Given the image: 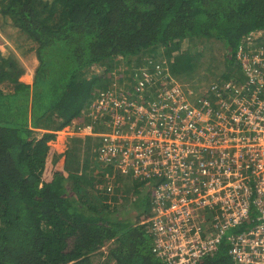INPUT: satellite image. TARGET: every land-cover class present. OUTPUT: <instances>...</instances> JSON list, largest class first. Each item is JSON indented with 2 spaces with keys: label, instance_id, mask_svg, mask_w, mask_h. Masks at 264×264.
<instances>
[{
  "label": "trees",
  "instance_id": "trees-1",
  "mask_svg": "<svg viewBox=\"0 0 264 264\" xmlns=\"http://www.w3.org/2000/svg\"><path fill=\"white\" fill-rule=\"evenodd\" d=\"M0 14L35 43L38 60L33 84H25L0 48V82L11 84L0 86V264H167L153 251L147 220L159 180L104 167L94 137H77L80 145L71 138L66 152H53L62 165L45 180L48 142L110 91L96 68L113 61H131L135 70L147 64L139 82L126 85L128 98L146 103L175 82L189 86L217 45L220 83L243 81L237 52L264 30V0H0ZM158 55L166 60L150 65ZM217 88L197 90L213 100ZM97 182L110 183L101 189ZM196 264H234L227 237Z\"/></svg>",
  "mask_w": 264,
  "mask_h": 264
},
{
  "label": "built area",
  "instance_id": "built-area-1",
  "mask_svg": "<svg viewBox=\"0 0 264 264\" xmlns=\"http://www.w3.org/2000/svg\"><path fill=\"white\" fill-rule=\"evenodd\" d=\"M257 43L264 30L237 52L243 81L216 83L213 100L192 98L179 82L147 103L108 92L90 106L93 126L78 127L101 139L96 161L104 167L159 180L147 220L153 251L167 264H196L225 237L234 264H264V48Z\"/></svg>",
  "mask_w": 264,
  "mask_h": 264
},
{
  "label": "rangeland",
  "instance_id": "rangeland-1",
  "mask_svg": "<svg viewBox=\"0 0 264 264\" xmlns=\"http://www.w3.org/2000/svg\"><path fill=\"white\" fill-rule=\"evenodd\" d=\"M4 20L2 15L0 14V48L3 50V53H9L12 54L14 59L16 60L18 71H23L22 67L26 66L30 68L32 71L34 70V67L38 65V60L35 55V43L28 38V35L24 33L21 28L12 25L11 20H7V22ZM220 45L215 46V59H213L210 55L209 58L204 60L202 62V65L200 68L197 69L196 73L194 74L193 78L189 80L190 84L187 86L189 89L191 95H193V98L196 96H201L202 93L197 90L198 87L205 88L206 90L213 84L220 83V76L225 72L223 70V61H224V52L221 50ZM259 49L264 48V43H257L256 45ZM165 57L163 55H158L154 60H152L149 64L154 67L156 66L154 62L161 63V61H165ZM140 66H143L139 68V70H135L134 66L131 61H128L126 64L120 63L117 61H113L110 63H107L101 67L96 68V73L98 75H105L104 78H106L109 81H106V86L110 85V91L113 92L115 95H122V93L126 94L127 91H129L131 88L126 87L127 84H130L135 82L138 83L141 76L145 73V69L147 64H142ZM166 68H168L166 66ZM36 71V70H35ZM168 76V75H165ZM7 81H1L0 86L3 89L8 90V86L6 85ZM205 90V91H206ZM128 95V94H126ZM91 99V97L89 98ZM87 100V103L89 101ZM93 101H91L92 104ZM90 105L86 106V115L83 118H79L77 122H73L65 127H63L61 130L53 131L55 134V138L50 140L48 142V147L50 151L55 152L56 155H59L61 153L66 152L69 145H71V138H74V142L78 145L81 144V142L78 141V138H81L83 140H86L88 135H86L87 132L84 133L83 130L80 131V129H77V127H86V126H93L94 119L92 118L90 114ZM98 130H103V126L97 128ZM44 131L42 130V133ZM78 133V134H77ZM83 133V134H82ZM77 135V136H76ZM95 139L99 138L98 136H92ZM52 149V150H51ZM51 153V152H50ZM50 156V154H49ZM47 158L46 163L43 166V179L47 180L51 176V170L58 165H62L61 161L55 160V155ZM56 161V162H55ZM111 182V181H110ZM99 183L97 182V185L103 188L106 184L110 183ZM117 186V185H116ZM126 205H121V209L125 208ZM126 209V208H125ZM107 251V244L100 248L98 251L94 252L95 256L98 259V256L101 252Z\"/></svg>",
  "mask_w": 264,
  "mask_h": 264
},
{
  "label": "crops",
  "instance_id": "crops-1",
  "mask_svg": "<svg viewBox=\"0 0 264 264\" xmlns=\"http://www.w3.org/2000/svg\"><path fill=\"white\" fill-rule=\"evenodd\" d=\"M36 67L37 66L34 67V70L33 71L30 68L26 67V66L22 67V69L23 68L24 69L20 73L19 81H21V82H23L25 84L32 85L33 84V81H34V74H35ZM89 137H92V136H89Z\"/></svg>",
  "mask_w": 264,
  "mask_h": 264
}]
</instances>
